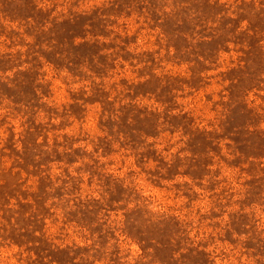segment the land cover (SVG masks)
<instances>
[{
	"label": "rangeland",
	"instance_id": "obj_1",
	"mask_svg": "<svg viewBox=\"0 0 264 264\" xmlns=\"http://www.w3.org/2000/svg\"><path fill=\"white\" fill-rule=\"evenodd\" d=\"M0 264H264V0H0Z\"/></svg>",
	"mask_w": 264,
	"mask_h": 264
}]
</instances>
